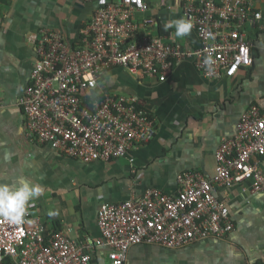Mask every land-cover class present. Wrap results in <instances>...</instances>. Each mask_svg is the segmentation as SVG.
<instances>
[{
	"label": "built area",
	"instance_id": "obj_1",
	"mask_svg": "<svg viewBox=\"0 0 264 264\" xmlns=\"http://www.w3.org/2000/svg\"><path fill=\"white\" fill-rule=\"evenodd\" d=\"M92 1L94 14L77 41L50 29L35 35L37 60L19 99L29 137L71 158L110 162L156 136L157 122L146 102L113 92L104 83L106 71L123 68L135 77L165 80L177 60L192 56L205 77L219 79L254 63L247 27L264 14L253 0L183 1V13L201 41L193 51L155 33L154 19L143 17L150 10L146 0ZM3 103L0 96V109ZM216 159L214 176L182 172L176 193L150 188L140 197L102 204L101 236L94 240L50 231L27 212L20 223L0 216V264L7 257L13 264H92L98 250H106L109 264H126L136 245L183 248L228 236L235 224L219 188L264 192V99L242 114Z\"/></svg>",
	"mask_w": 264,
	"mask_h": 264
},
{
	"label": "crops",
	"instance_id": "obj_2",
	"mask_svg": "<svg viewBox=\"0 0 264 264\" xmlns=\"http://www.w3.org/2000/svg\"><path fill=\"white\" fill-rule=\"evenodd\" d=\"M183 1L147 0L155 33L164 23L184 18ZM264 14V0H255ZM95 10L92 0H0V183L27 179L43 192L25 212L49 229L61 230L75 240L101 236L98 211L104 203L140 197L150 188L176 193L184 171L216 174V151L224 138L237 132L242 114L264 99V18L248 26L254 63L234 76L205 77L195 57L177 60L165 80L135 77L117 69L103 75L113 92L134 94L146 102L156 119L151 142L125 158L86 163L29 137L19 99L30 82L37 60L33 41L46 29L77 41ZM184 51L200 47L192 26L186 37L175 28L162 34ZM248 188V187H247ZM218 197L231 208L235 229L228 236H212L183 248L140 244L128 252L126 264H264V192L237 185L220 187ZM93 264H109L103 250Z\"/></svg>",
	"mask_w": 264,
	"mask_h": 264
},
{
	"label": "clouds",
	"instance_id": "obj_3",
	"mask_svg": "<svg viewBox=\"0 0 264 264\" xmlns=\"http://www.w3.org/2000/svg\"><path fill=\"white\" fill-rule=\"evenodd\" d=\"M163 28L165 31L175 28L176 37H186L191 32L192 23L187 19L180 18L164 23ZM42 192L43 187L40 184L27 179L18 184L0 183V216L11 223L22 222L26 206L32 199L39 197Z\"/></svg>",
	"mask_w": 264,
	"mask_h": 264
},
{
	"label": "trees",
	"instance_id": "obj_4",
	"mask_svg": "<svg viewBox=\"0 0 264 264\" xmlns=\"http://www.w3.org/2000/svg\"><path fill=\"white\" fill-rule=\"evenodd\" d=\"M146 1H147V0H146ZM253 2L255 3V0H253ZM255 9H256V8H255ZM257 11H260V10L257 9ZM261 12H262V11H261ZM255 26H256V27L259 26V23L256 22L252 27H255ZM160 31H161V34L167 33V31L164 30L163 25L161 26ZM252 52H253V49H252ZM113 69L122 70V71H125V72L129 73L128 71H126V70L123 69V68H113ZM129 74H130V73H129ZM56 231H58V230H56ZM95 255H96V254H94V257H95ZM93 261H94V260H93ZM3 264H13V260H12V258H10V257L5 258ZM258 264H262V263H259V262H258Z\"/></svg>",
	"mask_w": 264,
	"mask_h": 264
},
{
	"label": "rangeland",
	"instance_id": "obj_5",
	"mask_svg": "<svg viewBox=\"0 0 264 264\" xmlns=\"http://www.w3.org/2000/svg\"><path fill=\"white\" fill-rule=\"evenodd\" d=\"M119 93H122V92H119Z\"/></svg>",
	"mask_w": 264,
	"mask_h": 264
}]
</instances>
